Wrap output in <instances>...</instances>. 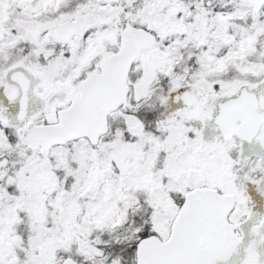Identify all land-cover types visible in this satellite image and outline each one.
I'll list each match as a JSON object with an SVG mask.
<instances>
[{"label": "snow or ice", "instance_id": "6c2138e0", "mask_svg": "<svg viewBox=\"0 0 264 264\" xmlns=\"http://www.w3.org/2000/svg\"><path fill=\"white\" fill-rule=\"evenodd\" d=\"M0 264H264V0H0Z\"/></svg>", "mask_w": 264, "mask_h": 264}]
</instances>
